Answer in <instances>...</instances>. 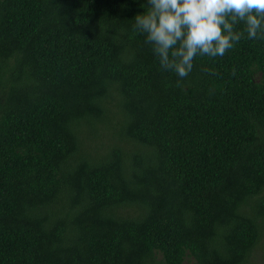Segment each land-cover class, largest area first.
Listing matches in <instances>:
<instances>
[{"label": "trees", "instance_id": "1", "mask_svg": "<svg viewBox=\"0 0 264 264\" xmlns=\"http://www.w3.org/2000/svg\"><path fill=\"white\" fill-rule=\"evenodd\" d=\"M147 0H0V264H253L264 40L185 78Z\"/></svg>", "mask_w": 264, "mask_h": 264}, {"label": "clouds", "instance_id": "2", "mask_svg": "<svg viewBox=\"0 0 264 264\" xmlns=\"http://www.w3.org/2000/svg\"><path fill=\"white\" fill-rule=\"evenodd\" d=\"M134 31L152 46L161 68L185 78L197 56L218 57L246 32L264 40V0H147ZM243 25V32L237 25Z\"/></svg>", "mask_w": 264, "mask_h": 264}, {"label": "rangeland", "instance_id": "3", "mask_svg": "<svg viewBox=\"0 0 264 264\" xmlns=\"http://www.w3.org/2000/svg\"><path fill=\"white\" fill-rule=\"evenodd\" d=\"M187 264H194L195 260L191 257L187 258ZM253 264H264V242L261 247L255 253V258L253 259Z\"/></svg>", "mask_w": 264, "mask_h": 264}]
</instances>
